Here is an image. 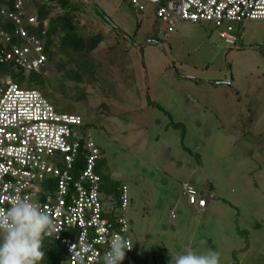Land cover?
Wrapping results in <instances>:
<instances>
[{"label":"rangeland","instance_id":"374dc122","mask_svg":"<svg viewBox=\"0 0 264 264\" xmlns=\"http://www.w3.org/2000/svg\"><path fill=\"white\" fill-rule=\"evenodd\" d=\"M70 5L85 35H103L91 52L98 81L50 68L47 92L84 116L103 154L97 169L127 186L136 264L187 247L217 251L220 264H264V146L249 135L264 133V21L241 24L231 46L209 22L180 21L165 36L153 7L130 0ZM185 182L206 190L204 211L188 204ZM115 200H105L110 216L121 214Z\"/></svg>","mask_w":264,"mask_h":264},{"label":"built area","instance_id":"2783aa9c","mask_svg":"<svg viewBox=\"0 0 264 264\" xmlns=\"http://www.w3.org/2000/svg\"><path fill=\"white\" fill-rule=\"evenodd\" d=\"M139 12L153 7L168 36L180 21L214 24L231 46L241 41L240 25L264 21V0H130ZM49 18L40 17L33 0H0V63L17 70L40 71L47 61ZM92 128L79 113L61 111L40 90L0 74V209L19 192L39 203L60 229L55 237L67 253L62 264H99L114 235L129 249L120 264H136L140 250L125 215L128 188L122 185L121 214L109 215L97 164L102 152ZM188 204L204 209L206 190L183 184ZM212 196V195H211ZM88 248V252H83Z\"/></svg>","mask_w":264,"mask_h":264},{"label":"trees","instance_id":"16d2710c","mask_svg":"<svg viewBox=\"0 0 264 264\" xmlns=\"http://www.w3.org/2000/svg\"><path fill=\"white\" fill-rule=\"evenodd\" d=\"M33 3L40 17L49 18L46 64L38 72H25L21 69L17 70L11 63H0V74H9L15 82L40 90L52 102L54 101L51 99L52 95L47 92L46 71L50 68L69 81L97 82L99 63L91 52L101 42L102 33L84 34L81 15L75 10H78V7L70 5V0H33ZM59 90L64 96L72 95V90L66 89L63 83H60ZM83 95V93L77 94L73 99H82ZM60 110L68 113L74 112L72 106H64ZM249 135H252L254 143H262L264 146V133L250 132ZM97 172L101 176L100 191L103 193L104 200H108V197L118 200L122 186L119 182L111 181L101 170L97 169ZM42 248L45 251V257L40 264H62L67 260L66 250L56 241L45 238ZM151 251V264H170V261L174 259L168 249Z\"/></svg>","mask_w":264,"mask_h":264},{"label":"clouds","instance_id":"9594fccd","mask_svg":"<svg viewBox=\"0 0 264 264\" xmlns=\"http://www.w3.org/2000/svg\"><path fill=\"white\" fill-rule=\"evenodd\" d=\"M59 231L38 202L19 192L10 194L7 207L0 209V264H40L45 257L44 239L56 237ZM129 248L125 236H112L99 264H120ZM88 251V248L82 249V253ZM81 260L83 264V257ZM170 264H220V254L187 247Z\"/></svg>","mask_w":264,"mask_h":264},{"label":"crops","instance_id":"0c3cea01","mask_svg":"<svg viewBox=\"0 0 264 264\" xmlns=\"http://www.w3.org/2000/svg\"><path fill=\"white\" fill-rule=\"evenodd\" d=\"M242 41H240V43H241ZM82 115V114H81ZM83 116V115H82ZM99 146V145H98ZM100 150H101V148H100ZM102 159H103V154H102ZM98 165V164H97ZM206 208V207H205ZM204 208V209H205ZM204 209H202V211H204Z\"/></svg>","mask_w":264,"mask_h":264}]
</instances>
